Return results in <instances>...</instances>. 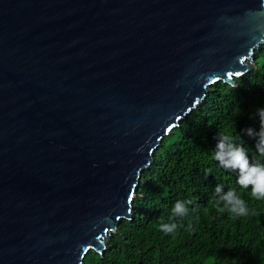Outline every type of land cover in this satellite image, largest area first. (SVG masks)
<instances>
[{
  "label": "water",
  "instance_id": "obj_1",
  "mask_svg": "<svg viewBox=\"0 0 264 264\" xmlns=\"http://www.w3.org/2000/svg\"><path fill=\"white\" fill-rule=\"evenodd\" d=\"M264 0H0V264H83L163 138L253 70Z\"/></svg>",
  "mask_w": 264,
  "mask_h": 264
},
{
  "label": "trees",
  "instance_id": "obj_2",
  "mask_svg": "<svg viewBox=\"0 0 264 264\" xmlns=\"http://www.w3.org/2000/svg\"><path fill=\"white\" fill-rule=\"evenodd\" d=\"M254 68L235 78L236 86L213 84L197 108L165 136L153 161L141 174L133 199L131 220H122L108 239L103 255L92 250L83 264H264V201L237 183L238 173L214 160L219 133L243 144L250 160L264 163L255 140L244 134L259 131L257 110L264 108V43L254 52ZM235 189L249 207L246 217L217 211L216 185ZM192 199L189 216L177 231L165 234L177 200ZM192 207L198 211L191 212Z\"/></svg>",
  "mask_w": 264,
  "mask_h": 264
},
{
  "label": "clouds",
  "instance_id": "obj_3",
  "mask_svg": "<svg viewBox=\"0 0 264 264\" xmlns=\"http://www.w3.org/2000/svg\"><path fill=\"white\" fill-rule=\"evenodd\" d=\"M256 115L259 117V131L253 128L244 130L249 138L255 140V151L260 156H264V108L258 109ZM213 158L219 166L226 170L238 173L237 183L243 189L251 188V196L260 201H264V163L259 160L252 161L243 144L236 143V139L225 133L217 135V144ZM217 211L229 212L235 217H246L250 214L249 207L244 199L237 194L235 189L223 190L222 185H216L213 201ZM194 204L192 199L177 200L171 209L168 222H161L159 229L165 234L175 233L180 227L178 220L189 216L190 207ZM198 211V207H192L191 212Z\"/></svg>",
  "mask_w": 264,
  "mask_h": 264
},
{
  "label": "rangeland",
  "instance_id": "obj_4",
  "mask_svg": "<svg viewBox=\"0 0 264 264\" xmlns=\"http://www.w3.org/2000/svg\"><path fill=\"white\" fill-rule=\"evenodd\" d=\"M254 261H255V264H259L260 263L259 258L257 257V255L255 256Z\"/></svg>",
  "mask_w": 264,
  "mask_h": 264
}]
</instances>
